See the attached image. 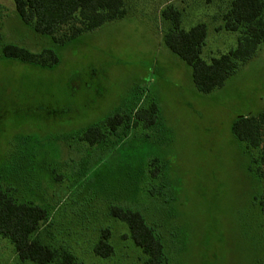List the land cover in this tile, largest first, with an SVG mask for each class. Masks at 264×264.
Returning <instances> with one entry per match:
<instances>
[{
  "label": "rangeland",
  "instance_id": "1",
  "mask_svg": "<svg viewBox=\"0 0 264 264\" xmlns=\"http://www.w3.org/2000/svg\"><path fill=\"white\" fill-rule=\"evenodd\" d=\"M229 1L124 0L123 18L56 43L25 25L13 0H0V185L46 210L31 239L66 249L76 264H146L127 224L109 212L118 206L142 214L170 264H264L255 199L264 167L258 149L231 132L234 119L264 110V44L221 87L201 93L163 41L169 24L160 13L173 4L185 29L206 24L204 60L234 48L237 34L220 20ZM7 43L51 50L58 61L6 58ZM152 103L156 121L146 127L134 113ZM115 113L130 115L128 125L94 145L79 138L90 126L106 131ZM103 229L113 248L106 258L93 252ZM0 264L34 263L0 235Z\"/></svg>",
  "mask_w": 264,
  "mask_h": 264
},
{
  "label": "trees",
  "instance_id": "2",
  "mask_svg": "<svg viewBox=\"0 0 264 264\" xmlns=\"http://www.w3.org/2000/svg\"><path fill=\"white\" fill-rule=\"evenodd\" d=\"M13 2L17 15L25 25L38 34L50 37L56 43H64L105 23L121 19L126 14L124 0H13ZM160 14L169 24L163 34L165 45L190 66L192 81L201 93H209L221 87L239 65L251 58L259 46L264 44V0L229 1L220 14L221 28L237 34L236 45L209 61L201 57L207 36L204 22H198L185 29L182 26V12L173 4L166 5ZM62 30L63 34L55 37ZM1 53L6 58L41 66H50L58 61L51 50L45 49L40 54L33 53L10 43L2 46ZM46 53L50 56L43 57ZM156 115L155 103L134 113L136 120L144 121L146 127L155 123ZM130 120L131 116L127 113H115L106 118L104 123L106 131L90 126L79 138L94 145L101 142L108 132H115L123 124L128 125ZM231 132L247 147L258 149V156L255 159L260 167H264V110L256 115L234 119ZM259 174L263 175L262 170ZM255 199L259 208L264 211V188ZM109 212L127 224L129 237L147 255L146 264H170L160 236L145 222L139 211L110 206ZM46 214V210L37 204L14 201L0 185V235L13 244L17 257L21 261H30L34 264L52 262L76 264V257L66 249L52 248L30 238ZM108 239L109 231L103 229L93 246V252L97 256L106 258L113 252Z\"/></svg>",
  "mask_w": 264,
  "mask_h": 264
}]
</instances>
